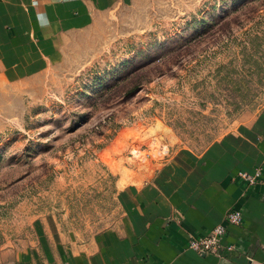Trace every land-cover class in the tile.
<instances>
[{"label": "rangeland", "instance_id": "obj_1", "mask_svg": "<svg viewBox=\"0 0 264 264\" xmlns=\"http://www.w3.org/2000/svg\"><path fill=\"white\" fill-rule=\"evenodd\" d=\"M103 6L0 79V264L59 234H124L136 192L264 112V0Z\"/></svg>", "mask_w": 264, "mask_h": 264}, {"label": "crops", "instance_id": "obj_2", "mask_svg": "<svg viewBox=\"0 0 264 264\" xmlns=\"http://www.w3.org/2000/svg\"><path fill=\"white\" fill-rule=\"evenodd\" d=\"M108 1L0 0V79L15 76L8 66L36 57L37 43L47 50L59 33L85 27ZM201 159L174 160L152 187L136 192L124 234L108 232L88 244L55 235L17 264H229L198 255L189 242L209 234L230 208L244 214L223 239L236 248L230 264H264V112L242 124L221 156ZM257 169L263 174L256 186L239 177Z\"/></svg>", "mask_w": 264, "mask_h": 264}, {"label": "built area", "instance_id": "obj_3", "mask_svg": "<svg viewBox=\"0 0 264 264\" xmlns=\"http://www.w3.org/2000/svg\"><path fill=\"white\" fill-rule=\"evenodd\" d=\"M262 170L257 169L254 174L240 172L239 177L250 187L256 186L262 179ZM244 220L241 210H233L227 214L225 220L216 225L206 236L193 238L189 242V249L200 256L220 255L225 257L236 256V248L233 245H223V239L227 235L230 226H239Z\"/></svg>", "mask_w": 264, "mask_h": 264}, {"label": "trees", "instance_id": "obj_4", "mask_svg": "<svg viewBox=\"0 0 264 264\" xmlns=\"http://www.w3.org/2000/svg\"><path fill=\"white\" fill-rule=\"evenodd\" d=\"M138 70H140V69H138ZM135 71H137V70H135ZM134 73H135V72H134ZM128 77H129V76H126L124 79H128ZM124 79H122V80H124ZM122 80H120V81H118V82L112 84V85L109 86L108 88L104 89V90L102 91V93H100V94L102 95L103 93L105 94V93H108V92L111 93V91H113V89H116V87L120 85L119 83H120ZM137 88H138V87H137ZM135 89H136V88H135ZM100 94H99V95H100ZM101 95H100V96H101Z\"/></svg>", "mask_w": 264, "mask_h": 264}]
</instances>
